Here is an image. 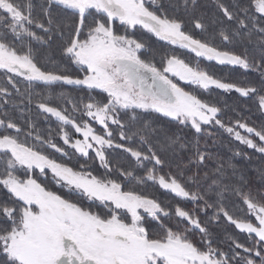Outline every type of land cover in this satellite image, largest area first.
<instances>
[{
    "label": "snow or ice",
    "instance_id": "1",
    "mask_svg": "<svg viewBox=\"0 0 264 264\" xmlns=\"http://www.w3.org/2000/svg\"><path fill=\"white\" fill-rule=\"evenodd\" d=\"M213 2L221 18L212 20L217 28L209 33L199 0H41L36 14L32 0H0V70L6 76L0 85V264H264V169L253 191L245 173L209 151L208 143H216L208 129L217 128L264 156V127L243 118L226 123L224 102L203 99L179 83L255 97L264 115V0ZM140 30L194 60L168 52L158 64V53L136 35ZM242 33L258 59L228 47ZM34 43L56 45L60 60L75 65L77 74L51 55L56 68L41 66ZM146 51L153 54L145 58ZM201 59L254 72L260 87L218 76L201 67ZM17 77L27 82L24 92ZM37 82L86 90L87 102L61 93L71 110L54 106L51 93L33 91ZM13 90L28 105L36 97L35 107L58 122L62 144L30 118L24 132L7 110L11 105L23 116L25 101H13ZM94 90L106 95L97 99ZM45 148L76 157V165ZM115 149L128 155L130 167H113L109 150ZM97 163L102 175L93 174ZM49 173L67 196L42 182ZM149 182L177 202L165 204L137 190ZM230 198L236 213L229 210ZM221 220L246 233L248 242L232 238L230 251L215 245L210 225Z\"/></svg>",
    "mask_w": 264,
    "mask_h": 264
},
{
    "label": "trees",
    "instance_id": "2",
    "mask_svg": "<svg viewBox=\"0 0 264 264\" xmlns=\"http://www.w3.org/2000/svg\"><path fill=\"white\" fill-rule=\"evenodd\" d=\"M20 2L27 3V0H20ZM32 2L34 5H37L34 14L39 13L38 5L41 2V0H32ZM172 2L175 3L176 0H172ZM222 2L230 6L233 3V0H222ZM199 4H200L199 13L203 14L204 21L208 25V31L209 33H212L213 30L217 28L216 25L212 24V20L221 18V14L219 13V10L217 9L216 4L213 2V0H199ZM177 14L181 16L184 15L182 10ZM184 18L186 20L188 19V17H184ZM116 28L119 29V25H117ZM188 28L189 30H193L192 25L190 23L188 25ZM36 31L38 34H41L39 30ZM194 34H196L197 36L201 35V33H199L198 30L195 31ZM136 35L141 36L142 38L145 37V39L148 40L147 42L150 48L158 53V55L156 56V62L158 64H159L160 56L168 52H175L176 54L181 55L182 57L190 61L194 60V56L189 52L179 49L178 47L166 45L160 42L159 40H157L156 38H154L152 35L149 34L147 35L145 32L141 30L138 31ZM257 35L259 34L254 33L253 39H255ZM33 47L34 50H37V59H38V63L41 66L49 70L56 68V65H54L49 61V56L51 55L52 58L58 62L60 68L67 69L73 75L77 74V68L75 65H71L67 61L60 60L59 50L56 47V45H53L51 49H47V48H41L40 45L34 43ZM228 47L232 48L238 53H243L247 50V52L250 55H255L257 59L259 58V52L256 51L255 44L247 43V40L244 39L243 37V33L241 34V36L235 38L233 44L228 45ZM152 54H153L152 51H146L145 53H143L145 58L150 57ZM200 65L201 67L207 68L209 71L216 73L218 76L227 77L231 80L240 83H247L251 81L257 87H260V80L258 74L254 72L244 73L242 70L239 69L230 70V67L219 66L211 62L206 63L203 60L200 61ZM16 79L21 92H24V89L27 86V82L20 77H17ZM5 84H6L5 73L3 72V70H0V85H5ZM185 89L192 90L191 86H186ZM33 91L39 92L45 96L51 93V103L54 106L67 107L69 108V110H71V105L65 104L59 98L61 93L71 96L74 99L83 96L85 97V102H87L86 97L89 94L86 90H80L75 86L59 85V84L47 86L39 82L33 85ZM196 92H198V90ZM199 93L201 98L203 99L210 101L220 100L227 105L222 116V118L226 123L228 121L235 120L236 118H243L244 120L247 121V123L250 126H254L257 129L264 127V115H262L258 110L255 97L242 98L239 97V95L234 92L231 94H227L216 89H212L210 92L203 91ZM91 94L95 96L97 99H102L103 96L106 95V94H101L100 91L97 90H94ZM11 99L16 103H19L21 99H24L25 101L24 104L20 105V107L23 109V116L19 110L12 108L11 105H9L7 109L9 111V115L13 117L16 120V122L19 123L24 128L25 133L30 130L27 125V120L30 118L32 121L36 123L37 127L43 134L47 135L49 130H51V134L55 137L56 142L62 144V141L59 140L58 136H56V132L58 130V122L54 118L48 117L46 114L41 113L35 107L36 97H34L33 104L28 105L27 97L25 96L22 98L19 94H16L13 90V96L11 97ZM74 115L79 117L80 114L74 113ZM84 119L87 118L84 117ZM97 129L99 130V128ZM208 130L212 132V136L216 140V143L214 145L212 144L211 140L208 141L210 145L209 151H211L214 155H218L225 160H230L231 163L236 165V167L239 170L243 171L251 182L252 190L255 191L260 186V178L258 175V170L264 169V156H262L260 153L255 152L253 149L247 148L246 146L235 141L232 137H229L220 129L209 128ZM20 139L22 140L24 139V133H21ZM28 143L33 144L35 143V141L30 138L28 140ZM201 143L203 144L204 141L202 140ZM44 151L58 160H62L63 162L69 163L70 165L73 166L76 165V159H77L76 157H73L72 160H68L67 158L61 157L60 154L54 153L53 150L51 149L45 148ZM236 151L241 152L242 155L233 156V153ZM109 158L112 161L113 167H115L116 165L130 167L132 165V162L128 157V155L120 149L109 150ZM80 162L82 163L83 160H81ZM0 170H2V168H0ZM103 173H104V169L100 168L97 163L95 165V171L93 174L102 175ZM18 174L23 175L22 172H19ZM42 182L46 183L50 189H53V187L55 186L50 176H48L47 180H44ZM137 190L144 195L156 197L159 200L163 201L165 204L171 203L174 205L177 202L175 199H173V197L170 194H167L166 192L160 190L156 185L151 184V182L143 186H137ZM72 196H74L75 199L78 198V195L76 194H73ZM82 203L84 204L85 202L82 201ZM227 203L229 205V210L231 212L236 213L237 207L233 206V204H235V198H230ZM183 206L186 208H191L192 204L190 202H185ZM201 219L206 221L207 218L202 216ZM210 231L213 234L215 245H218L219 247L223 248L225 251H230L229 245L231 243L232 238L238 240L241 243H247L249 240L246 234L237 231L233 227V225H230L229 223L223 220H221L218 223V225L217 224L210 225ZM193 239L198 240L199 239L198 234L194 235ZM237 251H241V254L244 255L242 250H237Z\"/></svg>",
    "mask_w": 264,
    "mask_h": 264
},
{
    "label": "rangeland",
    "instance_id": "3",
    "mask_svg": "<svg viewBox=\"0 0 264 264\" xmlns=\"http://www.w3.org/2000/svg\"><path fill=\"white\" fill-rule=\"evenodd\" d=\"M117 25H119L118 24V22L116 23V26ZM118 30H120V28L118 29ZM141 31H143V32H145L144 30H141ZM146 33V32H145ZM147 35L149 34V35H152V34H150V33H146ZM153 36V35H152ZM154 37V36H153ZM154 38H156V37H154ZM143 39L147 42L148 40H146L145 39V37H143ZM157 39V38H156ZM158 40V39H157ZM160 42H162V43H164V44H166V45H169L167 42H165V41H160ZM148 43V42H147ZM149 45V44H148ZM170 46H172V45H170ZM174 47H177V46H174ZM183 50V49H182ZM184 51H187V50H184ZM143 53H145V52H143ZM143 53H142V55H143ZM190 54H192V53H190ZM193 56H194V54H192ZM144 56V55H143ZM201 60H203V59H201ZM204 62H206V63H208L209 61H206V60H203ZM210 63V62H209ZM211 63H215V62H211ZM227 67H229V66H227ZM180 83V85H181V87H186V86H191V89L192 90H187V89H185L186 91H193V92H195V94H197L198 96H200V93L199 92H203L202 90H199V89H197L195 86H192V85H188V84H186V83H184V82H179ZM198 90V92H196ZM217 90V89H216ZM97 91H99V90H97ZM87 118V117H86ZM55 119V118H54ZM95 127H97V128H99V126L98 125H94ZM223 131V130H222ZM225 133V132H224ZM241 133L242 134H246V133H244L243 132V130H241ZM226 134V133H225ZM227 135V134H226ZM245 146V145H244ZM247 147V146H246ZM38 171V170H37ZM49 176H50V178H51V173H49ZM52 180V179H51ZM54 183V182H53ZM54 187H53V191H56V192H58L59 194H61V195H65V196H67V189H62V188H60V187H58L55 183H54ZM158 187V186H157ZM159 188V187H158ZM161 190V189H160ZM163 191V190H162ZM76 195H78V194H76ZM71 199H75V197L74 196H71L70 197ZM76 199H78V198H76ZM75 199V200H76ZM84 205L85 206H87L88 205V201H86V200H84ZM234 227V226H233ZM235 228V227H234ZM237 230V229H236ZM237 231H239V230H237ZM243 234H246V233H243ZM247 235V234H246Z\"/></svg>",
    "mask_w": 264,
    "mask_h": 264
}]
</instances>
